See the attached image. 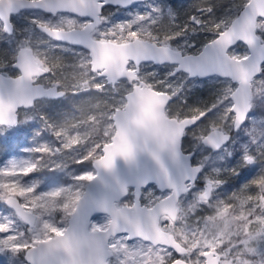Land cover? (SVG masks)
Returning <instances> with one entry per match:
<instances>
[{
    "label": "snow or ice",
    "instance_id": "6c2138e0",
    "mask_svg": "<svg viewBox=\"0 0 264 264\" xmlns=\"http://www.w3.org/2000/svg\"><path fill=\"white\" fill-rule=\"evenodd\" d=\"M197 11L181 24L146 0H0V38L22 37L0 49V128L39 102L80 98L59 120L39 115L57 143L0 167L6 264H264V129L245 128L256 149L243 159L261 166L249 184L220 197L223 181L205 172L264 94V0L207 19L213 6L201 0ZM199 32L210 36L197 48L187 37ZM206 78L218 85L212 99L189 104L185 85ZM189 135L209 150L195 166ZM44 171L68 182L40 190L27 178Z\"/></svg>",
    "mask_w": 264,
    "mask_h": 264
},
{
    "label": "trees",
    "instance_id": "16d2710c",
    "mask_svg": "<svg viewBox=\"0 0 264 264\" xmlns=\"http://www.w3.org/2000/svg\"><path fill=\"white\" fill-rule=\"evenodd\" d=\"M235 2H238V0H208V3L213 6V11L208 13L204 18L207 19L212 15H215L216 17L222 16L225 10ZM146 3L149 8L151 6H157L160 8L166 7L167 10L171 11L172 17H174L176 21L181 24L187 22L189 16L201 15V13L197 11V6L201 3V0H146ZM111 11L115 12V16L112 18L114 20H118L123 16V12L125 10L122 9L117 12L114 8H111ZM23 15L27 16L28 13ZM168 19L169 17H165V22H167ZM14 22L16 23L17 29H24L28 26L27 21L23 17L22 19L14 17ZM209 36L210 33L199 32L195 35L190 34L187 39L195 43L196 47L199 48ZM21 38V33L19 31H17L14 37L5 36L0 38V49H7L10 53L11 48L15 47L14 41L20 40ZM9 40L13 41L11 45L8 44ZM182 41L183 38H181V40H177L176 43L180 44ZM192 51H195V49H192ZM64 56L67 62L70 63L72 61L71 53H64ZM4 58L7 59V55H5ZM9 71L12 72L13 70L9 69ZM188 89L191 90V88ZM190 90H186L185 92L189 93ZM187 98L189 99L190 97ZM79 103L80 98L73 97L71 94L67 97L39 102L35 109H29L24 112L23 122L19 123V125L11 128H0V162L3 161L11 152L16 151L18 142H20V140H24L21 139L25 137L23 134H29L30 130L36 125L42 129V125L39 120L40 114H46L50 119L59 120L65 113L76 112ZM250 115L254 117L253 120L247 121L240 130L232 132V137L225 146L226 151L220 154L222 156L217 159L214 169H205V172H211V174L217 175L218 178L223 181L218 189H216L220 197H226L242 189L245 185L254 180L257 173L261 170L259 163L247 164L243 157L246 154H253L256 149L255 143L249 144L251 134L250 132L245 131V128L250 129L256 127L264 129V94H261L255 100V107L250 112ZM195 148L198 153V160L209 157V153L204 157L201 146L198 144L195 145ZM88 167V165L72 166V168L75 169H84ZM232 169H235V174H233ZM61 174L63 173L55 175L53 172L44 171L33 175L36 176L37 179L41 180L42 183L46 184L48 182H54V178L56 182L64 181L65 178L61 177ZM203 175L204 173H201L202 177ZM3 207H5V205L0 203V208ZM3 258L5 257L0 255V264H3Z\"/></svg>",
    "mask_w": 264,
    "mask_h": 264
},
{
    "label": "rangeland",
    "instance_id": "374dc122",
    "mask_svg": "<svg viewBox=\"0 0 264 264\" xmlns=\"http://www.w3.org/2000/svg\"><path fill=\"white\" fill-rule=\"evenodd\" d=\"M141 10L143 11V10H148V9H141ZM22 17H24V15L21 16V19H22ZM18 30H20V28ZM237 50L239 52H243L245 50V47L241 44ZM155 68H158V70L160 71L161 74H163L165 71H167L166 68H162V67L150 68V69H148V71H152ZM195 84L197 86L191 87L193 85V81L189 80L188 83L185 85V91L189 90L188 88H191L189 93H187V97H190L188 99L189 104H195L199 100L207 101V100L212 99V94L218 87V85L214 84L213 82H211L210 79H207V78L202 79V80H198L195 82ZM249 117L251 118L250 120H253V118H254L252 115H250ZM51 120L56 121L54 119H51ZM23 136H25V137L21 138V139H24V140H20V142H18V145L16 147V151H14V152L10 151L11 153L3 161L0 162V167H5L12 161H19L21 159L28 158L30 155L29 150L38 146V144H40V143H48V142L57 143L56 138L54 136H52L50 133H41V128L37 125L34 126L30 130L29 134L26 133V134H23ZM221 156L222 155H220L219 157H221ZM73 169L76 171H82L86 168H84V169L83 168L82 169L71 168L69 170L71 171ZM54 174L57 175L58 173H54ZM61 177H64L63 174H61ZM27 179H37V178H36V176L32 175L31 177H29ZM67 182L68 181L66 179L64 181H59V183H67ZM53 183L54 182H48L46 184L42 183L40 190H44L50 186H53ZM149 188L156 189L154 187H149ZM145 191H147V189ZM196 191H197V189L193 190V192H196ZM192 199H194V198H193L192 194L190 193L188 195L186 201H185L186 205L193 203L194 200H192ZM7 211H9V210L6 208V206L3 208H0V213L6 214ZM208 211H211V210H208ZM203 214H204L203 211L196 213V215H203ZM103 215L104 214H99V215L95 216L92 219V222H94V223L100 222ZM57 218L59 219V217H57ZM2 262H3V264H6V257L3 258Z\"/></svg>",
    "mask_w": 264,
    "mask_h": 264
},
{
    "label": "flooded vegetation",
    "instance_id": "af4514ba",
    "mask_svg": "<svg viewBox=\"0 0 264 264\" xmlns=\"http://www.w3.org/2000/svg\"><path fill=\"white\" fill-rule=\"evenodd\" d=\"M109 7H111V6H109ZM154 67H159V66H154ZM196 144H198L199 146H201V149H202V152H203L204 157L206 155H208V153H209V150L203 144L199 143L196 139H194L192 135H189V136L184 137L183 148H184V151L185 152L193 151L194 155L191 158V161H192L193 164H197V162H198V159H197L198 153L196 152V148H195V145ZM199 155H200V153H199ZM198 186H199V188H198ZM148 187H154V188H156L157 186L153 183V184H149ZM204 187H205L204 180L203 179H199L197 181V188L198 189L197 188L196 189L199 190V189H203ZM196 189H193V190H196Z\"/></svg>",
    "mask_w": 264,
    "mask_h": 264
},
{
    "label": "water",
    "instance_id": "95a60500",
    "mask_svg": "<svg viewBox=\"0 0 264 264\" xmlns=\"http://www.w3.org/2000/svg\"><path fill=\"white\" fill-rule=\"evenodd\" d=\"M249 115H250V113H249ZM233 131H237V130H233ZM231 137H232V133H230V139H231ZM184 152H185V151H184ZM190 153H193V151L185 152V155H188V154H190ZM192 156H193V155H192ZM192 156H191V158H192ZM191 158H190V160H189V163H190L191 165L195 166L196 164H193V163H192ZM99 214H102V213H101V212L94 213V214L91 216V220H92L95 216H97V215H99Z\"/></svg>",
    "mask_w": 264,
    "mask_h": 264
}]
</instances>
